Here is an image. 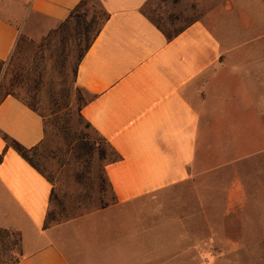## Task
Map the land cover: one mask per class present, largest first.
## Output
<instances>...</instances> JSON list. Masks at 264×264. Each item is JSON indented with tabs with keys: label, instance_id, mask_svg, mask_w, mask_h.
<instances>
[{
	"label": "crops",
	"instance_id": "crops-1",
	"mask_svg": "<svg viewBox=\"0 0 264 264\" xmlns=\"http://www.w3.org/2000/svg\"><path fill=\"white\" fill-rule=\"evenodd\" d=\"M81 1L0 0V60L11 58L21 38L37 39L65 21ZM98 1L108 18L79 63L75 84L87 96L83 120L119 157L104 166L113 202L45 228L53 184L15 150L5 151L3 138L38 147L44 119L6 97L0 104V228L21 234L16 264L172 263L181 251L141 247L149 237L142 235L163 224L162 210L145 199L189 180L206 162L242 159L244 105L251 127L264 118V56L258 54L264 33L233 26L240 8L264 10V0H232L171 39L143 11L150 0ZM80 223L85 236H69Z\"/></svg>",
	"mask_w": 264,
	"mask_h": 264
},
{
	"label": "rangeland",
	"instance_id": "rangeland-1",
	"mask_svg": "<svg viewBox=\"0 0 264 264\" xmlns=\"http://www.w3.org/2000/svg\"><path fill=\"white\" fill-rule=\"evenodd\" d=\"M231 1L150 0L143 11L162 31L172 35L203 18L206 11L229 8ZM247 11L240 8L233 26L264 33V10L255 6ZM78 12L87 20L93 15L99 22L102 18L98 0H86ZM64 26L61 22L37 39L21 38L0 73L2 94L5 88H11L44 119L45 140L28 156L53 184L50 226L83 218L113 202L111 190L102 183L105 163L113 159L111 150L102 145L107 152L105 161L99 160L96 148L88 155L80 150L81 144L97 135L79 114L87 96L74 83L73 19L68 28ZM258 49L260 57L264 56V39ZM244 108L247 106L242 111L244 123L238 132V139L244 140L242 159L222 156V160L206 162L189 180L145 199L162 210L163 224L142 235L149 237L141 247L181 251L172 263L164 264H210L212 257L220 264H264V118L251 127L249 112ZM176 218L181 224L175 222ZM76 228L75 233L67 234L85 236L84 223ZM194 248L205 253H188ZM8 254L0 248V261L7 260Z\"/></svg>",
	"mask_w": 264,
	"mask_h": 264
},
{
	"label": "trees",
	"instance_id": "trees-1",
	"mask_svg": "<svg viewBox=\"0 0 264 264\" xmlns=\"http://www.w3.org/2000/svg\"><path fill=\"white\" fill-rule=\"evenodd\" d=\"M85 3H86V0H82L73 9V11L70 13L69 17L65 21L62 22V24L66 25L64 27L68 28V26H67L68 23H70V21L72 19L74 21V26H73L74 27L73 28L74 34H72V39H73V44L72 45H73V48H74V50L76 52V54L73 57L75 60H74V63H73V70H72L73 71V77H74V83H75V77H76V74H77V68H78L79 63L81 62V60L84 57V55L86 54V52L89 50L90 46L92 45V43L94 42L96 37L101 32V30H102V28H103V26H104V24H105V22H106V20L108 18V15L102 10V13H101L102 14V18H101L100 22L98 21V18H97L96 15H93L89 20H87L86 16L84 14L78 12L79 9H81L84 6ZM66 28H65V30H66ZM157 28L160 29V27L158 25H157ZM66 31H67V33L69 32L68 29ZM179 31L175 32L172 35L167 34L164 31H163V33L166 35V37L168 39H171L172 37H175L178 34ZM49 40H50V36L47 37V42ZM3 64H4V61L0 60V73H1V70H2ZM1 90H2V86H0V104L8 96H12V97H15V98L19 99L17 96L14 95V93L11 90V88H5V93L4 94H2ZM20 101L23 102L30 109H32V110L37 112V110L30 103L24 102L22 100H20ZM85 104H86V100L83 101V103H82V105L80 107V110H79V114H80V117H81L82 120H83V118L81 116L80 111H81V108ZM86 124H87L88 127L91 128V126L87 122H86ZM96 135H97V138H95V139H87L85 141V144H81L80 145V150L83 151L85 155H88L89 152L92 151V149L96 148V150L98 152L99 160L105 161L107 159V152L104 149V147L107 146L109 148V146L103 140V138H101L97 133H96ZM3 138H4L5 143H6L5 151H6L7 148H12L27 163H29L33 168H35L36 170L41 172L37 168V166L32 162V160L29 158L28 154L36 152L40 148V146H41V144L43 142L38 147L31 148V149H26L23 146L19 145L18 143L14 142V141H9L5 136H3ZM44 140H45V138H44ZM102 145H104V147ZM111 152L113 154V159H110V160H117L119 157L112 150H111ZM2 158H3V154L0 155V162L2 161ZM102 183L106 184L108 186V188L111 190L110 185H109V183L107 181L105 168H103V170H102ZM52 195H53V192L51 194V199H52ZM51 199H50V205H51ZM49 216L50 215H49V212H48L47 213V217L45 219V224H44L45 228L50 226ZM13 246H14V248H12ZM0 248H2L4 252H5V250L9 251V254H10L9 258L7 260H5V261H0V264H16V263H18L20 258H21V256H22L21 234H20V232L14 231V230H8V229L0 228Z\"/></svg>",
	"mask_w": 264,
	"mask_h": 264
}]
</instances>
